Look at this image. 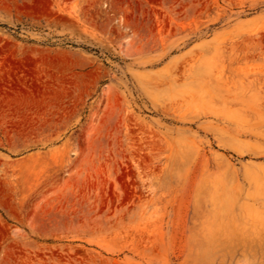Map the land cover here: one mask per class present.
Returning a JSON list of instances; mask_svg holds the SVG:
<instances>
[{
    "label": "rangeland",
    "instance_id": "rangeland-1",
    "mask_svg": "<svg viewBox=\"0 0 264 264\" xmlns=\"http://www.w3.org/2000/svg\"><path fill=\"white\" fill-rule=\"evenodd\" d=\"M0 264H264V0H0Z\"/></svg>",
    "mask_w": 264,
    "mask_h": 264
}]
</instances>
